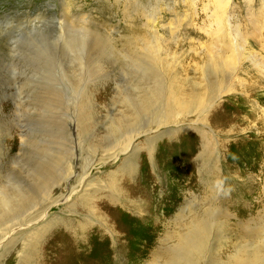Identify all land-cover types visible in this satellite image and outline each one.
I'll use <instances>...</instances> for the list:
<instances>
[{"label": "rangeland", "instance_id": "374dc122", "mask_svg": "<svg viewBox=\"0 0 264 264\" xmlns=\"http://www.w3.org/2000/svg\"><path fill=\"white\" fill-rule=\"evenodd\" d=\"M228 2L218 27L207 0H0V200L35 194L0 207V264H264L261 1ZM64 3L93 28L61 26ZM144 74L223 84L112 132Z\"/></svg>", "mask_w": 264, "mask_h": 264}, {"label": "bare ground", "instance_id": "6f19581e", "mask_svg": "<svg viewBox=\"0 0 264 264\" xmlns=\"http://www.w3.org/2000/svg\"><path fill=\"white\" fill-rule=\"evenodd\" d=\"M260 1H261V3L259 6V9L261 11V17L259 15H257L256 19H254L252 17V20H251V21L255 20L256 24L260 23L259 27H255V32L258 30H260L261 32H264V27H261L262 25H264V0H260ZM207 3H208L207 7H210V6L214 7L213 15H214V19H215L218 27H220V25L223 21H226L227 23H229L230 19L225 17L227 10H229V8H230V3L228 2V0L227 1L226 0H207ZM63 7H64L63 10H65V11H64L63 16L60 18V23H61L60 25L61 26L63 25L64 27H77L78 29H80V31L81 30L87 31V30H90L93 28L94 25L92 24V22H90V20H88L89 18L87 16L82 15L83 13L78 14V16H75V15L70 14L69 5L67 3H64ZM248 12H250V14H253L252 9H249ZM43 17H44L43 15L40 16L41 20H44ZM52 19H54V18H52ZM41 20H39L35 17V22L41 21ZM53 21H55V20H53ZM236 29L239 30L238 25H237ZM236 34L239 35V37H240V33L236 32ZM256 35H257V33H256ZM84 39H86V38H84ZM84 39H83V42L85 43ZM126 43H128L130 46H137L141 49H151V50L152 49H160L161 51L165 50L164 49L165 44L161 40L156 39L155 37H153V40H149L148 37H145V38L136 37V38H132L131 40L126 41ZM256 68L259 70V72L261 74H264V65H262L261 63H258L256 65ZM144 75L146 77H142L140 80V83H139L140 86L138 87V89L136 91V98L133 101L131 99H127V100L125 99V102L123 104L121 103L122 105H124V107L121 109V112L119 114V118L117 119V121L114 120L113 123L110 125L112 132H114V133L119 132V128L123 127V126H127V125H129L130 127L135 126L138 123L139 118L144 113L152 111V108L156 107V105L158 103H161V102L163 103L164 112L166 114L165 118H167V119H170L172 117L174 118L175 116L180 114L181 113L180 111H182V110H186L187 108H190L192 106L193 107L197 106V105L199 106L201 104V102H203V100L206 98V96L215 95L216 91L219 90L221 85L223 84L222 79L217 80L218 79L217 75H215V74H204V81H205L204 84H199V85H195L193 87H189L187 85L181 86L177 82L173 81L167 87H165V85L160 80H158V79L152 80L149 78L148 74L147 75L144 74ZM187 110H189V109H187ZM83 119H85V118H83ZM85 149H87V148H85ZM61 158H62V156L58 157V155H57V157H55L54 160L58 161V163H59ZM52 162H53V160H52ZM129 164L132 166L134 163L132 161H130ZM134 166L135 165H133V167ZM91 168H92V164L88 167V170H85V171H87V173H88V171ZM128 171L131 173L132 167ZM49 174L50 173H48V175ZM44 177H45V175H44ZM40 178H42V177H40ZM50 179H53V178H50L47 176L46 178L43 179L44 180L43 182L45 184H51ZM81 182H83V181H81ZM81 187H82V185H81ZM42 188H43V186H42ZM34 190L37 191L38 189L35 188ZM36 191H34V192L36 193ZM9 195L11 197V194H9ZM16 195H17V197L15 196L16 200L13 201L12 198H10L11 203L9 201H7V199H6V197L8 195L7 196H5V194L1 195V196H3V198L0 200V207L2 208V210H1L2 212L4 209H7L5 211V213H7V211L9 213V210H10V212H17V211L21 212L22 209H23V212H25L24 209L27 207H31L32 203H34L33 199H34L35 194H33V191H31V193H30L27 190H24V192L17 193ZM46 209H48V208H46ZM46 209L44 211H42V216H41V218H39L40 220H42L45 217ZM2 212H0V213H2ZM36 223H38V221L34 220L32 222V225H35ZM32 225H26V228H28ZM23 229H25V228L23 227ZM253 257H255V256H252L250 258H253Z\"/></svg>", "mask_w": 264, "mask_h": 264}]
</instances>
